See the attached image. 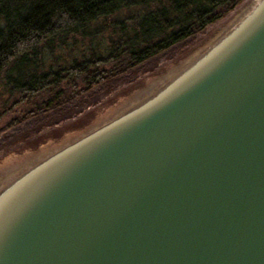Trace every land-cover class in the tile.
Masks as SVG:
<instances>
[{
  "label": "water",
  "instance_id": "obj_1",
  "mask_svg": "<svg viewBox=\"0 0 264 264\" xmlns=\"http://www.w3.org/2000/svg\"><path fill=\"white\" fill-rule=\"evenodd\" d=\"M180 62L0 159V264H264V0Z\"/></svg>",
  "mask_w": 264,
  "mask_h": 264
},
{
  "label": "trees",
  "instance_id": "obj_2",
  "mask_svg": "<svg viewBox=\"0 0 264 264\" xmlns=\"http://www.w3.org/2000/svg\"><path fill=\"white\" fill-rule=\"evenodd\" d=\"M243 0H0V118L29 116L203 33Z\"/></svg>",
  "mask_w": 264,
  "mask_h": 264
},
{
  "label": "rangeland",
  "instance_id": "obj_3",
  "mask_svg": "<svg viewBox=\"0 0 264 264\" xmlns=\"http://www.w3.org/2000/svg\"><path fill=\"white\" fill-rule=\"evenodd\" d=\"M252 0H243L228 15L211 24L203 33L164 51L133 69L102 81L94 88L74 99L61 102L50 109L29 116L0 135V159L12 152L25 153L36 150L50 141H57L68 134L86 127L96 118L105 116L120 105L136 90L177 67L180 58L208 41L229 21L244 10ZM20 112H12L0 118V129Z\"/></svg>",
  "mask_w": 264,
  "mask_h": 264
}]
</instances>
